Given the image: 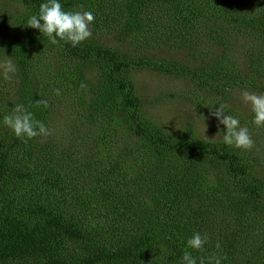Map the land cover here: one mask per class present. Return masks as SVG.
I'll return each mask as SVG.
<instances>
[{"label": "trees", "instance_id": "1", "mask_svg": "<svg viewBox=\"0 0 264 264\" xmlns=\"http://www.w3.org/2000/svg\"><path fill=\"white\" fill-rule=\"evenodd\" d=\"M42 2L0 0V62L18 69L0 79V121L23 104L54 130L24 142L0 123V264H180L194 232L209 237L194 255L264 264V179L252 174L264 126L249 116L250 150L175 138L142 117L129 77H183L199 108L236 88L264 94V0H61L94 13L77 47L27 26ZM110 32L136 47L105 46ZM164 48L200 62L152 55ZM60 108L72 110L57 139Z\"/></svg>", "mask_w": 264, "mask_h": 264}, {"label": "rangeland", "instance_id": "2", "mask_svg": "<svg viewBox=\"0 0 264 264\" xmlns=\"http://www.w3.org/2000/svg\"><path fill=\"white\" fill-rule=\"evenodd\" d=\"M107 3V0H104ZM6 8V12H14V6ZM115 32L102 34L98 39L107 47H114L123 52L133 50L136 45H131L130 39L118 42ZM152 55L162 57L169 61H177L182 64L193 66L200 62L189 54L188 51L176 50H157ZM130 79L136 86L137 95L141 98L142 104L140 111L145 120H149L153 125L160 127L165 133L171 134L175 138H185L191 141L200 140L209 143H220L224 126L211 115L218 105H206L201 108L195 107V99L189 97L191 85L189 82L178 75H163L148 69H133L130 71ZM258 84L264 85V79H256ZM248 91L245 87L233 89L228 93L229 100L225 101V113L236 116L240 119L241 125L246 126L249 116L253 115L251 106L243 101L241 93ZM250 92V91H249ZM253 93V92H252ZM260 95V93L255 92ZM61 113H57L55 119H59V131L57 139L68 132L64 125L68 120L70 108H60ZM206 129V130H205ZM122 132L121 128H117ZM220 131L221 133H217ZM126 134L125 132H123ZM118 137L123 135L118 134ZM207 138H206V137ZM255 143V142H254ZM256 145V144H255ZM94 146V144H93ZM112 149V148H111ZM112 151H114L112 149ZM259 166L252 170L253 175L264 179V149L256 153ZM150 160H147L149 166Z\"/></svg>", "mask_w": 264, "mask_h": 264}, {"label": "clouds", "instance_id": "3", "mask_svg": "<svg viewBox=\"0 0 264 264\" xmlns=\"http://www.w3.org/2000/svg\"><path fill=\"white\" fill-rule=\"evenodd\" d=\"M94 20V13L90 10L66 11L61 0H43L39 5L38 13L29 16L26 24L43 33L51 45H58L63 41L72 47H77L92 36L90 26ZM5 57L6 59L0 62V79L10 81L18 69L12 57ZM55 93L59 95L60 90L56 89ZM241 95L243 101L251 106L252 123L257 127L264 126V94L257 95L243 91ZM36 104L43 108L48 107L46 100H38ZM211 115L220 125L224 126V131L220 137L224 145L241 150L252 149L254 141L249 128L242 126L238 117L226 114L223 104L218 105ZM0 123L10 129L16 138L24 142L38 136H51L54 131L44 122L36 120L33 112L27 110L23 104L15 105L11 113L3 116ZM217 133L221 132L218 131ZM208 240L209 237L206 234L194 232L186 240V249H191V251H184L180 258V264H222L224 257L221 255L204 257L193 254V252L203 250ZM219 247L220 245L217 243L216 248L219 249Z\"/></svg>", "mask_w": 264, "mask_h": 264}]
</instances>
